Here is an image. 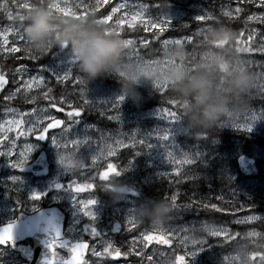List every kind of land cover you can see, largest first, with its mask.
Instances as JSON below:
<instances>
[{
    "label": "snow or ice",
    "instance_id": "snow-or-ice-1",
    "mask_svg": "<svg viewBox=\"0 0 264 264\" xmlns=\"http://www.w3.org/2000/svg\"><path fill=\"white\" fill-rule=\"evenodd\" d=\"M99 0H97V4ZM259 8L264 10V0H256ZM97 4H93L90 0H75L74 3L66 2L62 6L61 3L58 2H49V6L55 5L56 8L68 9L73 12L75 15L79 16H92L94 20L102 24L107 32H112L118 35L126 44V55L123 60V67H136L140 70H146L150 67L160 65L159 60L153 59L151 57L145 58V52L139 48V45L147 44V41L141 37L139 40H135L134 38L125 37L122 30L120 29V25H123L127 22V26L129 29L132 28V21L136 20L138 16H141L146 13V10L151 8L150 4L141 2L139 5L134 3V0H125L124 3H117L116 0H113V4L109 5V9H105L104 12L97 13L96 7ZM114 5V6H113ZM31 7L30 3L21 2V0H11V3H6L5 0H0V13L6 16V20H0V24L3 25V30H0V45H9L6 48H2V52L4 54L11 53H20L18 56L10 57L13 60H21L28 59L33 62H37L36 70L32 71L28 68L27 65L20 63L14 64L11 67H3L0 69V88H3L6 81V76L9 74L12 78V83L17 82V78L23 79V84L19 87L15 88L12 92L9 93L5 99H11L13 96H16L18 99H22L25 102L34 103L37 100L36 95L32 94L28 91L29 87H31L29 83V79L31 81H35L39 84L41 81H55V87H62V91L58 97L49 98L48 93L52 92V88L49 87L47 93H44V98L49 100V103L44 106L33 107L30 110L24 109L19 113V118L10 120L9 126L17 125L22 127V131H18L17 135H22L24 132L34 135L36 139H45V134L48 133L49 129H57L54 133H49V139L52 142L53 146L59 151L61 149V142H63V148H68L69 144L73 145L72 148L76 153L79 152V149L82 145L90 144V150L88 152L87 157L85 158L84 166L80 168L79 174L72 173L71 177H69L67 186L64 183H55L54 188L57 190H64L70 194V199L73 207L76 210V213L83 218H86L87 221H92L93 223L85 222L83 226L84 235L91 237V242L89 240L82 239L79 234H77L73 239L65 240L61 236V229L51 222H46L41 220L36 227L43 228L44 232L47 233V238L44 240V249L45 254L41 258V264H73V251L78 247H84L85 249L90 248V253L87 258L83 253V259L81 260V264H84V260L91 261V258L94 253L102 251L103 249H108L109 251H116L119 253L118 256H128L129 253H133L137 257H141L140 264H144V256H147L148 264H162L160 259L155 258V253H145L144 248L147 247V244L143 242H148L144 237L146 234L143 232L140 233L142 235V243L141 246L136 249L131 245L121 251L119 248L113 250L112 245L114 241H112L107 232H100L95 227L96 222V211L92 207L97 205L98 201L95 200V197L88 198L87 200L78 199L75 195L77 192H82L76 189V185L78 183V179L87 175V169L91 167L90 164L87 163V158L90 157L91 161L95 162L99 159V157L103 154L102 152H97L96 148L100 145L106 144V142L113 141L116 147H124V139L123 137L127 135V139L129 143L133 146L136 144L142 145L145 149H150L154 146H159L162 152V156L167 162L169 159L173 161L172 171L176 172L178 169L174 166L176 163H183L185 165H192L193 158L190 157L187 153L179 152L176 150L175 146L171 142L170 132L168 127H161L158 129H154L151 132L139 134L137 131H132L130 133H123L119 130L114 132H104L95 129L98 132V136L94 140H90L88 137L81 138H72L70 136V131L73 125L78 123L79 117L82 112L87 110H96L98 114L103 118L106 117L109 121H115L119 123V107L121 102L123 101V97L118 95L109 101H90L84 93L83 82L80 79L78 72L76 71V61L73 54L68 51L66 48H55L51 50L47 55L53 56L55 59L50 63H41L43 57H38L32 54L28 48V45L23 36V29L21 25L18 23L20 17L23 15L26 9ZM126 7L131 9H138L131 16V20H127L126 17L128 15L127 12H123L120 10L125 9ZM13 8L18 9L13 12ZM83 9V10H81ZM237 12H240V8L236 9ZM116 14V15H113ZM225 16H228L229 13L225 12ZM209 17H214L212 15L211 10H206L203 14H198L195 16L196 21L207 20ZM111 18L112 23H108ZM259 19L261 24H264V11L259 12V16L253 12L251 15H246L245 19L247 21H251L254 19ZM152 27L160 26L161 30L167 25L171 23L170 18H165L163 16L159 17L154 21H150ZM176 27L183 28L186 27V24H176ZM11 34V43H9V39L6 37ZM256 34V29H251L248 39L251 40L252 37ZM153 40L157 39V33H153ZM260 43L255 46L248 47H237L234 49L236 55L239 59H241L245 66L251 69L257 76L264 74V61L255 60L251 55H242V53H253L258 52L264 55V32L258 37ZM192 41L191 36H183L177 37L175 40L171 38L157 40L158 44H163V52L166 56L168 52V45L174 44L182 45L183 41ZM189 56H192V53H189ZM200 59V55L198 57L191 58L187 61V65L189 68L195 66V62ZM3 60H0V65H3ZM162 66V65H160ZM70 86V87H69ZM158 90L160 93L167 94V87L163 84L158 85ZM31 97V100H29ZM255 97V96H254ZM259 97L264 98V84L261 85L259 91ZM58 99L59 107H57L56 100ZM170 105H175L177 108L179 107L180 102L176 99H170ZM64 105H67V109H65ZM56 108L58 112H65L67 117L66 120H62L60 118H55L51 115L46 108ZM6 111H13V109H6ZM156 115L158 117L161 116V112L159 109L156 110ZM178 111L176 108L165 107L163 109V117L162 121L168 123L169 125L173 122L178 121ZM255 119V116H253ZM50 121V122H48ZM59 126V127H58ZM234 127H239L244 129L245 127L250 130L251 124H235ZM3 126L0 125V128ZM91 129V126H89ZM137 135H140V139L137 140ZM7 140V142L2 146V151H0V156H4L7 158L9 163V167L22 170L28 156L32 150V146L29 142L25 141L23 147H20V142L14 139L12 136H5V134H0V140ZM107 156L111 157L114 155V148L112 143H107ZM20 149L17 153L15 150ZM139 154V153H137ZM177 155L180 157L179 160L176 159ZM131 161H127L123 168H120L118 172L123 173L130 166ZM113 165V163H107V168L109 165ZM114 166V165H113ZM101 171H98V175L100 176ZM67 174V173H65ZM96 174L93 173L92 177ZM160 175V174H159ZM75 177V178H73ZM183 181H189L192 179V171L191 169H185L179 177H175V182L179 184ZM11 182H16L19 180L18 176L9 177ZM87 183L85 186L87 187ZM94 186V185H93ZM43 195L46 193H40L37 191L31 192L29 199L33 202L41 199ZM215 200L221 201L224 200L225 203L222 205V208L227 210L232 207V210H236L235 207L231 204V198H225L220 195H216L214 197ZM171 200L174 202L177 201V193L173 191L171 193ZM93 201V203H89ZM201 204H203L204 210L208 208L215 209L216 211H221V208L217 207L216 203L211 202L207 198V196L197 198L196 193H193L188 197V200L183 203H174V211L184 209L190 210L193 207L199 209ZM215 205V208L212 206ZM239 207H244V205H240ZM248 207H251L248 205ZM257 219L256 215H249L245 213L242 217H231L230 220L221 221H213L211 224V229L208 234L210 237H223L227 240V237L232 236L233 232L231 230V224L233 222L237 224H241L246 221H254ZM200 223L199 220L191 222L189 226L195 227ZM131 224L127 214L125 213L123 217V223L120 222L119 228L117 231H120L121 228H127L128 225ZM186 227L181 225H172L171 223L167 225L166 229L163 230L167 232L169 237L172 235H176L177 238L180 236V233H183ZM16 229V221L11 220L8 223L0 225V230L3 232V238L0 239V245H11L15 247L13 241L14 236H18L19 233L15 232ZM238 238V237H237ZM132 241H136L139 239L138 235H132L130 237ZM168 243L170 242L169 239ZM223 241L218 240L217 243H222ZM231 242V241H229ZM166 243V244H168ZM207 243L205 239L200 241L192 242L193 248L192 250H187L183 252V254H176L174 261L171 258V254L168 255V258L163 261V264H190L192 258H194L200 251L204 248L203 244ZM61 250H64V254L61 255ZM163 254V252L161 253ZM117 256V257H118ZM181 257L183 259H181ZM187 257H191V259H186ZM3 264V262H0ZM7 264H15V260H11L7 262Z\"/></svg>",
    "mask_w": 264,
    "mask_h": 264
},
{
    "label": "rangeland",
    "instance_id": "rangeland-1",
    "mask_svg": "<svg viewBox=\"0 0 264 264\" xmlns=\"http://www.w3.org/2000/svg\"><path fill=\"white\" fill-rule=\"evenodd\" d=\"M52 2H58L64 5L66 0H52ZM69 3H74L75 0H67ZM125 0H119L117 3H124ZM134 3L136 5H139L141 2L134 0ZM146 3V2H144ZM149 4V3H147ZM211 10L212 15L214 17H209L208 19H217L216 15H224L225 12H228L229 15L233 14L232 9L228 5H224L219 8L218 12L212 10L211 1L209 0H197V2H194L190 4V7L188 10L173 8L170 5L166 4L157 10V12L152 15V8L149 10H146V13L138 16L136 20L132 21V24L139 20H144L148 18H152L153 21L158 19L159 17L163 16L165 18L170 19H176L181 20L184 17H189L195 19V16L198 14H203L206 10ZM138 9H131L126 7L123 10V12H127L128 15L126 17L127 20H131V16L134 14V12ZM257 14V17L259 16V12H255ZM116 15V14H113ZM25 17L21 16L18 23L21 25L23 29V36H24V22ZM255 23H260L259 19L251 20ZM108 23H112L111 18L109 19ZM127 25V22L123 25H120V29H122L124 26ZM210 24H207L206 26L200 28L196 33L197 35H201L203 33L205 34H211L210 33ZM3 30V27H2ZM261 32H264L263 30H258V32L253 36V38L258 41V44L260 43L258 37L261 34ZM112 33V32H111ZM9 39V43H11V34H9L7 37ZM24 39L28 45V48H31L29 43L27 42L25 36ZM139 40V39H135ZM175 40V39H172ZM123 41V40H122ZM190 43L191 41H183L182 45H174L170 44L168 45V52L165 56L164 52L163 55L159 58H156V60L161 61L160 65H156L153 67H150L146 70H140L136 67H127L124 68L123 71H121V68L123 67V61L118 63L117 66L114 68V71L122 76L126 74H129L130 70H134V74L136 76L140 77V83L137 85H140L142 87L151 89L157 93H160L158 90V85H165L168 88V84L162 80L161 77L157 76L156 74L160 72L163 68H165L168 65H174L178 64L182 66L186 71L189 69L184 64V54H183V48L185 43ZM123 45L126 48V44L123 41ZM9 45H0V60H6L10 56L14 55L15 53L11 54H4L2 52V48H6ZM140 48V45H139ZM53 49L55 47L53 46ZM52 49V50H53ZM67 49V48H66ZM30 50V49H29ZM68 50V49H67ZM51 50H48L46 52V58L44 59L45 62L41 63H50L54 61V57L51 55H47ZM69 51V50H68ZM206 59H211V57H214L216 55H221V53H216V55H211V53L206 52L204 53ZM251 55V54H250ZM255 60L264 61V55L257 52L255 55H251ZM209 61L203 62V65H206ZM236 63H240L243 68L246 69V71L251 75L252 78V87L256 88L260 91L261 85L264 84V74H261L260 76H257L251 69L245 66L244 62L236 58ZM30 64H35L34 66H31ZM36 64L37 62H31V63H25V65L28 66V68L32 71L36 70ZM77 66V65H76ZM10 79V85L7 88V90L4 92L2 96V104H1V111H0V125L3 127L0 128V134H5V136H12L14 139L20 142V147H23L24 142L27 141L31 144L32 150L28 156V159L24 166L31 164L37 156L42 152L45 151L48 156L49 163L51 165L50 168V175L46 178H35L30 174H23L18 173L16 169H13L9 167V163L7 161V158L4 156H0V224L4 222L5 220H9L12 216L10 210L12 209V206L10 205V198L15 195L18 198H20L21 203H26L28 207L34 208L37 202L44 201L47 204L51 203H58L61 204L64 208V210L67 213L68 217V231L70 232H77L79 230V227L81 226L82 221H87L86 218L81 217L76 213L75 208L73 207L70 199V194L64 190H57L54 188L55 183H64L65 186H67V182L69 177H71L72 173L79 174L80 168L84 166L85 158L88 155V152L90 150V144L82 145L79 149V152L76 153L72 148L73 145L69 144L68 148H63V142H61V149L57 151V149L53 146L52 142L49 139V133H54L57 131V129H49L48 133L45 134V139H36L34 135H30L26 132H24L22 135H17L18 131H22V127L17 125H11L9 126V121L19 118V113L24 109H31L33 107L37 106H44V104H36L33 107H23L20 106L21 104L25 103L22 99H18L16 96H13L11 99H5L6 96L9 95L10 92H12L15 88L19 87L21 84H23V79L17 78V82L14 84L12 83L11 75L9 74L7 76ZM29 83L31 87H29L28 91L34 94L38 89H41L44 87L47 83V80L41 81L39 84H37L35 81H31L30 78ZM80 79L83 82L84 87V93L85 96L90 101H109L113 99L114 97L120 95L123 97V101L120 104L119 107V123L115 121H109L106 117H103L106 124H101L98 122H94L90 120L89 117H83L80 118L78 123L72 126L70 131V136L72 138H81V137H88L90 140H94L98 136V132L95 129H99L104 132H114L116 130H119L123 133H130L132 131H137L139 134H144L153 131L154 129H158L161 127H168L170 132V138L172 144L175 146L176 150L179 152L187 153L190 157L193 158V164L203 160L204 158L211 157L210 153L206 151H202L194 146H188L184 145L180 141V137H187L192 133V129L184 125L181 120L178 118V121L171 123L170 125L164 121H162L163 117V109L165 107L162 106H154L146 110H139V109H133L130 108L131 103H133L132 100L128 99L125 95V92L123 89L120 88H114L109 86H104L100 84L97 81L93 80H87L83 77H80ZM55 83V81H53ZM137 93V92H136ZM139 96V99L136 101H139L141 98V95L137 93ZM31 98V97H29ZM135 101V102H136ZM6 109H13V111H6ZM159 109L161 112V116L158 117L156 115V110ZM46 111H48L51 115H53L55 118H60L59 115H57L51 108H46ZM98 112V111H97ZM253 116H255V119H253ZM61 119V118H60ZM63 120V119H62ZM222 125L229 128V129H238L243 130L251 133H258L264 131V109L259 110H232L230 109L229 114L226 116H223ZM50 122V121H48ZM233 123L235 124H247L250 123L251 127L250 130L246 127L244 129H241L239 127H234ZM91 126V129L90 127ZM59 127V126H58ZM113 141L106 142L112 143L114 148V155L109 157L107 156V146L106 144L100 145L96 148V151L102 152L103 154L99 157V159L95 162L91 161L90 157L87 158V163L91 165L89 169H87V175L78 179V183L75 187L76 189L82 191L77 192L75 195L78 197V199H84L87 200L88 198H93L89 192H92V185L88 184L87 187L85 186L87 183H93L95 180L99 179L101 176H108L109 175V169L110 165L107 168V163L114 161L121 152L125 150H130L131 153L135 154V156H141L145 154L147 157L149 166L151 168V171L145 180H152L155 178L168 176V175H176L182 172L184 168L191 165H185L183 163H176L174 166L178 169V171L173 172V161L172 159H169L167 162L162 156V152L159 146H154L150 149H145L142 145L136 144L133 146L131 143H129L127 139V135L123 137L124 139V147H116ZM137 140L140 139V135H137ZM7 142V140H0V151H2V146ZM19 148L15 151L18 153ZM139 153V154H137ZM239 154H236L235 157H237ZM252 157L258 160L261 169L264 171V148L262 147H256L253 152L250 154ZM177 160L180 159V157L177 155ZM192 164V165H193ZM98 171H101L100 176L98 175ZM67 173V174H65ZM95 173L96 175L92 177V174ZM160 174V175H159ZM18 176L19 180L16 182H11L9 180V177L11 176ZM75 178V177H73ZM258 185L255 181H243L240 186L244 190H251L255 188ZM37 191L40 193H46V195H43L41 199L38 201H31L29 199V196L31 192ZM95 200L98 201L97 205L93 206H87L92 207L95 209L97 215H96V222L95 225L102 227L105 231H108V234L110 233V239L114 241V244H118L119 240L126 241L128 245L132 246L133 248L138 249L141 246L142 242V235H140L141 232L144 234L149 231H158L163 233V230L166 229L167 223H157L154 227H147L138 232L140 229H138V226L141 223V219L138 214V209H140L137 200L134 198L133 195L129 194L126 196H123L119 194V192L115 193L113 197L111 198L110 202L105 206L103 205V202L95 197ZM89 203H93V201H90ZM127 214L129 221L131 224L128 225L127 228H123V233L119 237L114 236L111 231L113 227L114 222H121L123 223V217ZM254 215V214H249ZM110 216V217H109ZM257 219L254 221H246L241 224H237L233 222L232 224H236L238 226L251 224L255 221H258L261 219L262 215H256ZM242 217V216H239ZM199 220L200 223L196 225L195 227L189 226L191 222ZM92 222V221H88ZM93 223V222H92ZM212 222L204 221L202 219H193L185 223L181 224H172V225H181L186 227L183 231V233H180V236L177 238L176 235H172L170 238L175 239L180 245L187 250H192L193 245L192 242L194 241H200L205 239L207 243L209 242L208 234L211 229ZM137 229L136 231L138 233H134L135 235H138L139 239L136 241H132L128 236L126 239V234L132 233L134 229ZM231 230L233 232V229L231 227ZM133 234V235H134ZM163 234L169 236L167 232H164ZM233 236V235H232ZM229 236V237H232ZM260 237V233L254 230H249L245 235H243L241 238H237L235 248H232L231 250L225 251L220 250V253H215V247L220 245V243H217V241H211L209 246H206L207 243L203 244L202 247L204 248L202 251H200L194 258L191 259L190 264H204L205 261H209L211 264L219 263V264H227V263H235V264H247L245 262V257H247L246 252V241L249 239H257ZM213 239L223 238V237H210ZM228 238V237H227ZM145 251V249H144ZM131 255V253H129ZM128 255V256H129ZM137 259L140 257H137L134 255ZM204 256L206 259H204ZM161 257L158 255V253L155 255V258ZM15 260V264L22 263V258L11 252L10 250L1 249L0 250V262H3V264H7V262L11 260ZM98 264H112L109 262L104 261H98ZM123 264H132V261L124 262ZM148 264V263H147Z\"/></svg>",
    "mask_w": 264,
    "mask_h": 264
},
{
    "label": "trees",
    "instance_id": "trees-1",
    "mask_svg": "<svg viewBox=\"0 0 264 264\" xmlns=\"http://www.w3.org/2000/svg\"><path fill=\"white\" fill-rule=\"evenodd\" d=\"M119 0H116V2ZM140 2H146L151 5L152 15H154L159 7L163 5H170L173 8L188 10L190 4L197 2V0H137ZM211 1L212 10L218 12L219 8L228 5L232 9L231 15H216L215 20L207 19L202 21H196L193 18L184 17L181 20L170 19L171 23L161 30L160 26L152 27L151 22L153 19L150 17L148 19L139 20L132 24V28L129 29L128 26H124L121 30L125 37L140 39L143 37L147 44L140 45V49L145 52V58L151 57L153 59L159 58L163 55L164 45L158 44L157 40L163 39H176L177 37H183L185 35L191 36L192 41L190 43H185L183 48L184 54V64L189 69L188 72H192L196 69L202 68L203 62L212 61L211 59H206L204 53L209 52L211 55H216V53H221L227 61L228 64H221L219 66L221 75L218 77V83H223L224 76L222 73L226 69L232 71L245 70L240 63H236V58L238 57L235 52V48L248 47L258 45L253 37L251 40L248 39L251 29H256L264 31V24L255 23L252 21H247L245 19L246 15H251L253 12L264 11L259 8L256 0H209ZM6 3H11V0H5ZM21 2H27L31 4L29 9H26L22 16L25 15L32 9L34 0H21ZM49 9L55 10L58 14L71 15L73 17H78L73 12L68 9L56 8L55 5L49 6V2L52 0H46ZM91 3L97 4V0H90ZM113 4V0H99L96 7V12H104L105 9H109V5ZM63 6V4H62ZM114 6V5H113ZM240 8V12L236 9ZM13 12L18 9L13 8ZM83 10V9H81ZM110 10V9H109ZM90 16V15H89ZM85 17V16H79ZM88 17V16H86ZM92 17V16H90ZM0 20H6V16L0 13ZM176 24H186V27L178 28ZM209 25L211 27H220L228 29L232 33V39L225 44L223 41L220 42V46L217 47L213 44L211 34H201L197 35V31ZM3 25L0 24V30H2ZM153 33H157V39L153 40ZM116 35V34H115ZM119 37L118 35H116ZM120 38V37H119ZM121 39V38H120ZM122 40V39H121ZM55 47V46H54ZM59 48V47H55ZM30 52L38 57H43L42 61L45 62L47 57L45 54H37L31 48ZM51 47L49 50H52ZM192 53V56H189ZM255 55L257 52L253 53H242V55ZM20 53H15L14 56H18ZM126 55V48L124 47V52L121 58L122 62ZM200 59L195 62V66L189 68L187 61L191 58L198 57ZM3 60V67H11L14 64L20 63H31V60L21 59L13 60L11 58ZM119 62V63H120ZM34 66L35 64H30ZM76 71L80 77L87 80L97 81L104 86L121 88L122 76L117 74L114 69L102 76L96 77L94 79L86 78L76 66ZM251 87L250 89L242 95V101L238 104H233L230 106L232 110H259L264 109V98L259 97V90ZM53 81H47L46 85L41 89H38L34 95H36L37 100L34 103L25 102L22 105L25 107H33L36 104L47 105L49 100L44 98V93H47L48 88H52V92L48 93L49 98L58 97L62 91V87H55ZM70 87V86H69ZM134 91L141 95L139 101L133 102L130 108L146 110L154 106L171 107L176 108L178 111V118L181 122L186 125V121L183 116V109L186 100L175 95L169 91L167 88V94L157 93L151 89L142 87L140 85L134 86ZM255 96V97H254ZM176 99L180 102L179 107L175 105H170V99ZM31 100V98H29ZM57 107H59L58 99L56 100ZM67 109V105H64ZM51 108V107H49ZM59 117L66 120L67 117L65 112H58L56 108H51ZM89 117L90 120L98 122L101 124H106L104 118H102L96 110H85L81 113L80 118ZM223 117L219 118L211 127L205 129H192V133L187 137H180V141L184 145L194 146L200 150H204L210 153L211 157L204 158L203 160L187 166L182 170L191 169L192 179L189 181H183L177 184L175 182V177H179L181 173L176 175H168L152 180H145L148 177L151 168L149 166L147 157L145 154L141 156H135L130 150H125L120 153L118 158H116L113 165L110 164L109 175L101 176L99 179L93 182V188L95 189V194L100 195L105 198L104 202L107 205L110 202L112 195L116 192L120 194H135L138 205L140 208L150 207L154 202L162 201L167 206V212L163 218V222L168 224H181L188 222L193 219H202L204 221H221L224 222L226 219L230 220L231 217L243 216L247 214H259L262 218L255 221L249 225L238 226L231 224L233 229V236L228 237L227 240L224 238L213 239L209 237V243L211 241H223L215 247V253H220V250H231L235 248L236 239L241 238L246 234L248 230H256L261 234L257 239H250L246 241V252L247 257H245V262L247 264H264V171L261 170L259 177L256 179H246L243 177L237 168L236 154H251L256 147L264 148V131L258 133H251L238 129H229L222 125ZM238 155V156H239ZM131 161L130 166L123 173L118 172L120 168H123L127 161ZM243 181H255L258 185L251 190H244L241 188L240 184ZM175 191L177 193V201L171 200V193ZM193 193H196L197 198L207 196L211 202L216 203L221 211H216L215 209L208 208L204 210L203 204L197 209L193 207L190 210L180 209L174 211V203H183L188 200V197ZM216 195L222 197L231 198V204L236 210H232V207L225 210L222 205L225 203L224 200L217 201L214 199ZM244 205V207H239ZM251 206V207H248ZM215 208V205L212 206ZM147 223L141 221L138 228L145 227ZM231 241V242H229ZM204 259L206 257L204 256ZM204 264H211L209 261H205ZM219 264V263H215ZM235 264V263H227Z\"/></svg>",
    "mask_w": 264,
    "mask_h": 264
},
{
    "label": "clouds",
    "instance_id": "clouds-1",
    "mask_svg": "<svg viewBox=\"0 0 264 264\" xmlns=\"http://www.w3.org/2000/svg\"><path fill=\"white\" fill-rule=\"evenodd\" d=\"M24 36L31 49L44 54L51 47L67 48L75 57L80 73L88 79L111 72L121 61L123 41L114 33L107 32L93 17H73L58 14L49 9L46 0H34L32 9L25 15ZM213 44H225L232 39L230 30L211 27ZM228 64L221 55L214 56L204 67L192 72L178 64L168 65L156 75L168 84L169 91L186 100L183 116L186 126L192 129L211 127L219 118L229 114L230 106L242 101L252 83L251 75L245 70L226 69L223 83H218L221 75L219 66ZM140 77L130 70L121 80V88L128 99H139L134 86ZM167 206L154 202L150 207L138 209L141 220L149 227L163 223Z\"/></svg>",
    "mask_w": 264,
    "mask_h": 264
},
{
    "label": "flooded vegetation",
    "instance_id": "flooded-vegetation-1",
    "mask_svg": "<svg viewBox=\"0 0 264 264\" xmlns=\"http://www.w3.org/2000/svg\"><path fill=\"white\" fill-rule=\"evenodd\" d=\"M35 171H39L38 169H35ZM17 172L19 173V171L17 170ZM10 205L12 206V209L10 210L12 216L9 220H5L4 222H2L0 225L8 223L11 220H15L17 221L19 216H26L27 217V225L25 226V230H27L32 224H38L41 220L46 221V222H51L52 220L48 217H46V219L43 218L42 215H40V213L44 210H47L49 208H60L66 215L67 217V213L64 210L63 206L61 204L58 203H51V204H47L44 201H39L37 202L34 208H30L28 207V205L26 203H21L20 198H18L17 196L13 195L10 200ZM33 218V219H31ZM85 222L88 221H82L81 222V226L79 227V230L77 232H70L68 231V217L66 219V224L64 227V235L66 238L68 239H73L77 234H79L81 236L82 239L85 240H89V242H91V237L84 235L83 233V226L85 224ZM90 224L92 222H89ZM97 228H99L100 232H107L105 231L102 227L100 228L99 226L95 225ZM145 228H142V230H144ZM150 232H155V231H149ZM112 233V231H111ZM113 234V233H112ZM134 233H130V234H126V239L127 236L130 238ZM116 236V235H114ZM109 237L110 233H109ZM119 237V236H116ZM47 238V233L44 232L43 228H38V230H35L34 232V236H30V237H25L24 240L16 243L15 245V249L16 248H24V249H34L36 246V243H38L40 245V250L41 252L37 253V257L36 259H38L39 264H41V258L42 256L45 254V249H44V240ZM176 242V247L174 248H163L160 247L158 245H154V246H150V247H146L145 249V253H155V255L158 253V255H160L161 257H159L158 259H160L162 261H165L168 258V255L171 254V258L174 261L175 255L176 254H183V252L185 251V249L180 245V243ZM142 243V242H141ZM140 243V244H141ZM144 244H146L145 242H143ZM129 245L128 243L124 240L121 241L119 240V243L112 245L113 250L119 248L121 251H123L125 248H127ZM1 249H5V250H10L11 252L17 254V255H21L20 253L16 252L14 250V248L11 245H8L7 247H1L0 246V250ZM90 248L85 249L84 252V247H78L76 248L75 252L73 253V262L74 260H76V263L81 264V260L83 259V253L85 255V258H87L88 254L90 253ZM163 252V254H161ZM64 254V250H61V255ZM119 253L116 251H109L108 249H103L102 251L96 252L93 254L91 261L88 260H84V264H98V261H104V262H109L112 264H123L124 262H128V261H132V264H140L141 261V257L139 259H137L133 253H131V255L129 256H118ZM118 256V257H117ZM144 259V264H147V256L143 257ZM181 259H183L181 257ZM186 259L190 260V257H187ZM20 264H29V262H22Z\"/></svg>",
    "mask_w": 264,
    "mask_h": 264
},
{
    "label": "water",
    "instance_id": "water-1",
    "mask_svg": "<svg viewBox=\"0 0 264 264\" xmlns=\"http://www.w3.org/2000/svg\"><path fill=\"white\" fill-rule=\"evenodd\" d=\"M0 69H2L1 65H0ZM0 79H2V77H0ZM9 86V78L6 77V81H5V85L3 88H0V99L1 96L3 95V93L6 91V89ZM237 165H238V169L241 173V175H243L244 177L247 178H255L260 174V170L257 166L256 160L253 157H250L248 155H241L237 158ZM34 166H39L42 168V170L38 173H36L37 176H47L49 174V163H48V159H47V155L46 153H41V155L39 156V158L37 159V161L31 165L28 166L26 168H23L21 171L24 172H31L32 168ZM58 210H53V211H45L44 213H41L40 215H42L43 217H47L50 218L52 220V223L55 224L56 226H58L61 229V236L63 235V225H64V217L63 214L60 213ZM33 219V218H31ZM27 217L26 216H19L18 221L16 222V229L14 230L15 232H18L19 235L18 236H14V245L17 242H20L22 240H24V238L30 237V236H34V232L35 230H38V227H36L37 224H32L27 230H25V226L27 225ZM120 223L115 224L114 226V233L115 234H119L122 230L117 231V229L119 228ZM40 229V228H39ZM64 237V236H62ZM3 238V232L2 230H0V239ZM148 242L147 245L151 246L153 244H158L159 246L162 247H166V248H172L174 246V241L169 239L168 237L164 236L163 234H158V233H151L147 236L144 237ZM169 239V243L168 240ZM168 243V244H166ZM1 246H6V245H1ZM40 245L38 243H36V246L34 249H24L22 247L20 248H16L15 250L17 252L21 253V256L23 258L24 261L29 262L31 264H39L38 259H36L37 257V253L41 252L40 250ZM15 248V247H14ZM76 250V249H75ZM75 250L73 251V253L75 252Z\"/></svg>",
    "mask_w": 264,
    "mask_h": 264
}]
</instances>
